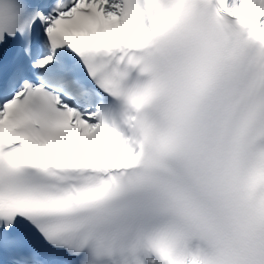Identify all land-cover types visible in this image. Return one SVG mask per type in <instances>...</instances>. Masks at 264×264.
<instances>
[{"label": "snow or ice", "instance_id": "obj_1", "mask_svg": "<svg viewBox=\"0 0 264 264\" xmlns=\"http://www.w3.org/2000/svg\"><path fill=\"white\" fill-rule=\"evenodd\" d=\"M0 264H264V0H0Z\"/></svg>", "mask_w": 264, "mask_h": 264}]
</instances>
